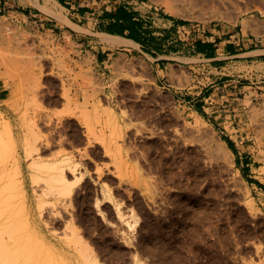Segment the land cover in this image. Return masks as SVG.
<instances>
[{
    "label": "rangeland",
    "instance_id": "374dc122",
    "mask_svg": "<svg viewBox=\"0 0 264 264\" xmlns=\"http://www.w3.org/2000/svg\"><path fill=\"white\" fill-rule=\"evenodd\" d=\"M88 2L73 35L0 12V130L17 143L25 190L0 193V264H69L64 248L79 263L264 264V0ZM119 9L141 46H110ZM198 45L208 52L188 53ZM27 145L77 163L64 169L82 174L69 197L38 204Z\"/></svg>",
    "mask_w": 264,
    "mask_h": 264
},
{
    "label": "bare ground",
    "instance_id": "6f19581e",
    "mask_svg": "<svg viewBox=\"0 0 264 264\" xmlns=\"http://www.w3.org/2000/svg\"><path fill=\"white\" fill-rule=\"evenodd\" d=\"M108 38H110L109 44H111V45H114V44L119 43L121 41H127L128 43L135 44L134 41L126 39L125 37H122L119 35H110V36H108ZM1 60L4 61V59H1ZM260 113H261V111H260ZM262 120H264V119H262ZM260 127H262V128H260L261 130L257 133V139H258L259 144L261 145V152H262V157H263V161H264V123H261ZM10 134H11V132H10L8 125H6V127H4L2 130H0V193L2 191V188H4V189L11 188V190L18 191L17 193L20 196H22L23 199H25L23 175L21 173V170H19L18 161H17L16 155H15L17 143L14 140V138H12L10 136ZM5 136H6V138H5ZM219 147L222 149V151L224 152V154L226 156H228L230 158L233 157L232 151L230 150V148L227 146V144L223 140H221V144ZM34 156H38V154H34L32 148H30L27 145V149L25 152V158H29V157L32 158L29 161V164L27 167L28 168L27 177H28L29 181L31 183H33L34 185L35 184H42V190H41L42 192L40 193V196H38V198L36 197L38 199L37 200L38 204L43 205L42 204L43 203L42 196H44V195L47 196L48 194H50V195L52 194V195L57 196V197H69L71 195L75 185H77L81 181L82 174L76 175L75 178L70 181L66 178L65 173H64V169L68 168L69 170L74 171L77 163H74V165L69 164L71 162L68 161L69 160L68 158H62V159H59L57 161L51 160L49 162L48 161H41V160H39L40 158L39 159L33 158ZM10 158H12V165L10 168V174H6V173H4V167H6V162ZM11 173H13L14 175L16 174L19 178L12 179L14 175H11ZM21 175H22V177H21ZM4 178H6V181H3ZM3 184H5V185L3 186ZM33 192H34V190H33ZM17 193L13 192V194H10V195L16 196ZM4 200H5V196H1L0 197V213H4V210L1 208V205L4 202ZM96 205H97V203H96ZM115 206H116L115 208H116L118 218L120 220H123L126 223H128L130 225V227L134 226L136 219L132 220L133 224H130V221L124 217L125 215L119 209V204L118 205L116 204ZM24 211L27 212V214L30 216V209L27 210L26 208H24ZM130 215H132V214L130 213ZM26 223H27L28 227L30 228V225H29L30 223L29 222H26ZM8 224H10V223H7V225ZM12 226H13L12 229H14L16 227V224H13ZM75 235H74V238H75ZM14 236L15 235L13 234V236H10V238L12 239V237H14ZM27 236H29V235L27 234ZM27 236H25V238ZM13 239L15 240V237ZM73 239H72L73 242L75 240H77V242L80 241L79 240L80 237L78 239H77V237L74 240ZM77 242H75V243H77ZM22 244H24V246H22ZM22 244H20V245L23 247L22 249H24L25 242H23ZM73 245H75V244L73 243ZM8 246H10V245H8ZM14 248H16V247H14ZM7 249H9V248H7ZM75 250H79L78 246L76 247ZM11 251H9V252H11ZM9 252H7V253H9ZM78 252H80V250ZM3 254L6 255L5 253H3ZM79 254L82 256L83 260L86 259L84 256L87 257L90 255L88 253H87L88 255L87 254L85 255V253H81V252ZM4 255L2 256L3 257L2 259L5 258ZM7 257H8L7 259L9 260L10 257L8 256V254H7ZM89 257L91 258L92 256L90 255ZM15 258L16 259H14V261L17 260L16 256H15ZM90 258L87 257L88 260L86 259V260L82 261L81 264H93V259L97 264V261H96L97 259L95 260V258H93V259L92 258L90 259ZM12 259H10V261ZM6 260L4 259V261H6ZM61 260L64 261V263H66L67 260L70 262L69 259H65V258H61ZM4 261H2V262H4ZM10 263L12 264L13 262L11 261Z\"/></svg>",
    "mask_w": 264,
    "mask_h": 264
},
{
    "label": "crops",
    "instance_id": "0c3cea01",
    "mask_svg": "<svg viewBox=\"0 0 264 264\" xmlns=\"http://www.w3.org/2000/svg\"><path fill=\"white\" fill-rule=\"evenodd\" d=\"M88 3V0H0V12L7 16L25 20L29 25L39 30H47L58 36H63L66 33L73 35L78 28H80L81 19L87 15ZM134 43L141 46L135 41ZM113 47L120 50H126L127 47L134 48L127 41H121L114 44ZM208 49L209 47L207 45H198L197 47L191 46L188 53L201 55L208 52ZM119 53L126 54L125 52ZM101 57H103V55L97 52L95 60V67H97V70L99 69L98 65L105 62V58L100 60ZM164 58L165 57L161 55L155 59L157 61L155 66L159 71L166 68L162 61ZM63 254L70 260V264H81V262L79 263V261L73 260L71 253L66 248L63 249ZM98 264L110 263L99 260Z\"/></svg>",
    "mask_w": 264,
    "mask_h": 264
},
{
    "label": "trees",
    "instance_id": "16d2710c",
    "mask_svg": "<svg viewBox=\"0 0 264 264\" xmlns=\"http://www.w3.org/2000/svg\"><path fill=\"white\" fill-rule=\"evenodd\" d=\"M119 12H120V14L117 15L118 16V21H117L118 23L117 22L112 23L111 25H109L108 27L105 28V31L109 34L123 36V37H126L128 39H132V40L137 42V38L134 35V31L136 28L135 26H138L139 24L133 23V25L130 26L131 32L128 35H124L123 30L126 28L125 27L123 28V26L121 24H119V22H121L122 19H125V21H127V22H131L132 19H131V16L129 13H125V12L121 11L120 9H119ZM116 14H118V12ZM178 23L184 24L185 22L180 20V21H178Z\"/></svg>",
    "mask_w": 264,
    "mask_h": 264
}]
</instances>
